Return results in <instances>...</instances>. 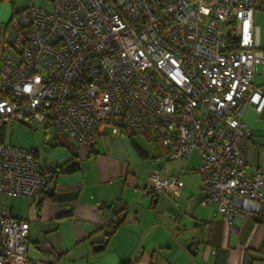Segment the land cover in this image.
I'll return each instance as SVG.
<instances>
[{"label":"built area","instance_id":"2783aa9c","mask_svg":"<svg viewBox=\"0 0 264 264\" xmlns=\"http://www.w3.org/2000/svg\"><path fill=\"white\" fill-rule=\"evenodd\" d=\"M32 0L0 25V126L35 120L91 146L109 124L152 131L168 162L197 150L199 203L231 222L264 210L261 172L245 170L251 126L264 106L253 78L264 52L256 0ZM157 157L155 159H160ZM180 174L153 170L144 191L175 193ZM46 171L33 150L0 141V193L37 199ZM29 222L0 203V264H46L27 252Z\"/></svg>","mask_w":264,"mask_h":264},{"label":"crops","instance_id":"0c3cea01","mask_svg":"<svg viewBox=\"0 0 264 264\" xmlns=\"http://www.w3.org/2000/svg\"><path fill=\"white\" fill-rule=\"evenodd\" d=\"M5 15L1 10L0 25L9 20ZM253 21L264 52V0H256ZM253 81L264 89V62L257 63ZM241 118L251 126L250 139L243 144L245 170L249 175L259 171L264 179V106L258 111L244 105ZM48 127L54 138L42 157L55 165L53 171L72 161L79 168L55 172L53 183L37 199L11 195L17 199L7 205L11 214L29 222L31 258L46 264H264V210L237 212L229 222L214 205H201L199 153L197 167L166 174H180L184 184L178 192H158L149 200L143 190L148 176L140 188L133 169L138 153H147L133 135L125 139L105 124L86 146ZM145 134L158 149L159 160L171 163L163 156L164 146ZM28 149L40 159L37 149ZM189 170L193 175L185 179L182 174ZM123 207L126 218L121 221ZM96 244L103 248L94 250Z\"/></svg>","mask_w":264,"mask_h":264},{"label":"rangeland","instance_id":"374dc122","mask_svg":"<svg viewBox=\"0 0 264 264\" xmlns=\"http://www.w3.org/2000/svg\"><path fill=\"white\" fill-rule=\"evenodd\" d=\"M34 4L37 6L48 7L49 3L47 0H32ZM30 0H0V11L4 10L5 16L9 18L11 11H13V15L15 14V9L19 7H24L29 4ZM214 0H207L203 3V7L205 10H210ZM12 8V9H11ZM12 15V16H13ZM7 18V19H8ZM7 21H5L2 25L4 26ZM2 35L0 38V63H1V53H2ZM4 133L2 138L4 142H9L14 145H20L27 148L37 149L40 155V159H38L41 164V157L47 152L48 145L51 140L54 138V130L50 127L46 128L44 123L37 122L35 120L22 122V121H8L4 124ZM152 134V131H149ZM49 137V138H48ZM48 138V139H47ZM127 139V137L125 138ZM137 141L141 144L142 149L146 151V155L142 156L138 153V161L134 162L133 169L137 172L139 177L138 187H142L146 176L153 170L158 171L161 175H166L169 172H177L185 168L197 167L198 163V152L194 150L191 156L188 159L174 160L171 163H167L164 160L155 159L158 157V149L156 148L154 142L147 138L145 132L136 133L133 135V142ZM133 146V145H132ZM134 147V146H133ZM135 149V148H133ZM136 151V149H135ZM186 162V163H185ZM184 163V164H183ZM187 164V165H186ZM188 174H182L183 177H186L190 174L193 175L192 170ZM196 174V173H195ZM200 181V176H199ZM145 194V193H144ZM150 200V194H146ZM17 199L12 197L9 194L0 193V203L4 205L11 206L12 203L16 202Z\"/></svg>","mask_w":264,"mask_h":264},{"label":"trees","instance_id":"16d2710c","mask_svg":"<svg viewBox=\"0 0 264 264\" xmlns=\"http://www.w3.org/2000/svg\"><path fill=\"white\" fill-rule=\"evenodd\" d=\"M5 123H3L1 126H0V141H4L3 140V138H2V135H3V133H4V125ZM132 135H130V136H128V137H131ZM34 152V154H35V156L37 157V155H36V152L35 151H33ZM79 168V164H78V162L77 161H72V162H67V163H64V164H62L61 166H59L58 167V169L56 168L55 169V171H51V172H46V177H47V184L48 183H53V176H54V173L55 172H57V171H63V172H71V171H74V170H76V169H78ZM121 212L123 213L122 214V218H121V221H124L125 220V218H126V208L125 207H123L122 209H121ZM126 263H128V261L127 262H125V264Z\"/></svg>","mask_w":264,"mask_h":264},{"label":"water","instance_id":"95a60500","mask_svg":"<svg viewBox=\"0 0 264 264\" xmlns=\"http://www.w3.org/2000/svg\"><path fill=\"white\" fill-rule=\"evenodd\" d=\"M41 165L43 166V168L45 169L46 172H51L55 168V165L53 163L47 161L46 157H42ZM47 189H48V187H47ZM102 248H103V244H96L93 247L94 250H100Z\"/></svg>","mask_w":264,"mask_h":264}]
</instances>
